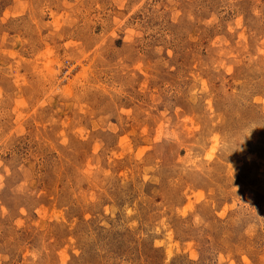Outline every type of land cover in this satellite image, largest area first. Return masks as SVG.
Wrapping results in <instances>:
<instances>
[{
    "label": "rangeland",
    "instance_id": "374dc122",
    "mask_svg": "<svg viewBox=\"0 0 264 264\" xmlns=\"http://www.w3.org/2000/svg\"><path fill=\"white\" fill-rule=\"evenodd\" d=\"M0 264H264V0H0Z\"/></svg>",
    "mask_w": 264,
    "mask_h": 264
}]
</instances>
